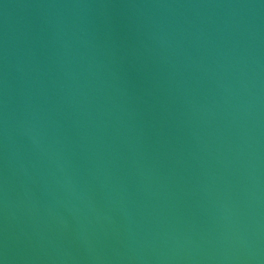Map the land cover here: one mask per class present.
Returning <instances> with one entry per match:
<instances>
[{
  "label": "water",
  "instance_id": "95a60500",
  "mask_svg": "<svg viewBox=\"0 0 264 264\" xmlns=\"http://www.w3.org/2000/svg\"><path fill=\"white\" fill-rule=\"evenodd\" d=\"M0 264H264V0H0Z\"/></svg>",
  "mask_w": 264,
  "mask_h": 264
}]
</instances>
